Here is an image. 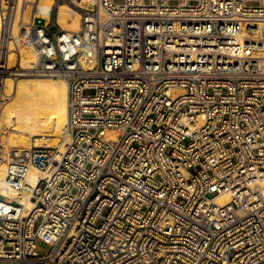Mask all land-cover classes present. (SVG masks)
<instances>
[{"label":"built area","instance_id":"1","mask_svg":"<svg viewBox=\"0 0 264 264\" xmlns=\"http://www.w3.org/2000/svg\"><path fill=\"white\" fill-rule=\"evenodd\" d=\"M80 11L77 32L28 27L30 73L68 83L67 122L31 148L34 185L7 169L20 197L0 193V264H264V0Z\"/></svg>","mask_w":264,"mask_h":264},{"label":"bare ground","instance_id":"2","mask_svg":"<svg viewBox=\"0 0 264 264\" xmlns=\"http://www.w3.org/2000/svg\"><path fill=\"white\" fill-rule=\"evenodd\" d=\"M35 1L18 0L14 7L12 3L6 6L5 19L6 23H11L12 32L9 43L3 41V33H0V143L3 146V155L0 157V193L12 200L18 199L20 195L10 190L6 184L8 167L13 163L28 166L27 183L34 185L40 174L29 161L31 138L43 136L45 138L40 141L36 140L39 145L56 147L59 145L56 139H48L46 135H60L67 122V81L59 77L30 73L37 60V52L26 25L29 3ZM38 1L35 14L51 17L56 1ZM86 1L95 0H73L78 7ZM3 7L5 9V2L0 0V9ZM56 20L67 31L77 32L81 28V14L68 3L58 7ZM4 127L12 129L8 142H5L2 133ZM113 134L110 133L111 136ZM258 185L264 193V181L258 182ZM25 194L27 198L23 201L29 205L30 192ZM231 199V194L223 193L217 197L216 202L226 205Z\"/></svg>","mask_w":264,"mask_h":264},{"label":"rangeland","instance_id":"3","mask_svg":"<svg viewBox=\"0 0 264 264\" xmlns=\"http://www.w3.org/2000/svg\"><path fill=\"white\" fill-rule=\"evenodd\" d=\"M4 2H5V9H4V7L2 9H0V33H2L1 30L3 31V22H4L5 17H6V6H10V4L12 3V6L14 7L16 5V3L18 2V0H4ZM86 2H84V4H82L81 7H78V5L76 3H74L73 0H71V7L74 10H76L78 13L81 14L80 9H82V8L84 9L86 7H89V6L92 7V5L95 4L96 0L94 2L93 1H86ZM38 3H39L38 0H36L35 2H32V3H29L30 10H29V19L27 20V25H26L27 29L29 27L30 22L33 19V16L35 14V9H36V6L38 5ZM56 5L57 4H55V7L53 9V14H52V18L53 19L56 18L57 12H58V8H56ZM3 16H4V18H3ZM2 18H3V20H2ZM6 24H9L10 25L11 23H6ZM28 31H29V29H28ZM15 64H16V62H15ZM31 78H37V77H31ZM11 132H12V129L11 128L4 127L2 133H3V136H4L5 142H8V140L10 138ZM46 136H47L48 139H53V138L56 139L57 145L60 142V136H61V134L58 135V136H53V135H46ZM43 138H45V137H43V136L32 137L31 140H30V142H29L30 148L35 147V146H37V147L38 146H44V145H39L36 142L37 139H39L38 141H40ZM0 146H1L0 147V155H3V149H2L3 146H2L1 143H0ZM217 194H218L217 192H212V193L209 194V198H213V197L217 196ZM38 247H39L38 248V252L41 253V254L45 253L46 251H48L50 249V246L46 242H43V241H40L38 243Z\"/></svg>","mask_w":264,"mask_h":264}]
</instances>
